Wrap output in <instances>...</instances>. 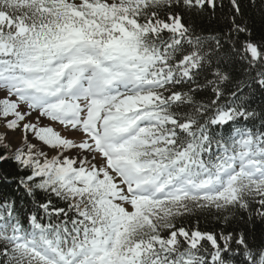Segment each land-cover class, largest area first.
<instances>
[{"label":"snow or ice","instance_id":"obj_1","mask_svg":"<svg viewBox=\"0 0 264 264\" xmlns=\"http://www.w3.org/2000/svg\"><path fill=\"white\" fill-rule=\"evenodd\" d=\"M0 264H264V0H0Z\"/></svg>","mask_w":264,"mask_h":264},{"label":"trees","instance_id":"obj_2","mask_svg":"<svg viewBox=\"0 0 264 264\" xmlns=\"http://www.w3.org/2000/svg\"><path fill=\"white\" fill-rule=\"evenodd\" d=\"M211 225L202 224V227H210Z\"/></svg>","mask_w":264,"mask_h":264}]
</instances>
